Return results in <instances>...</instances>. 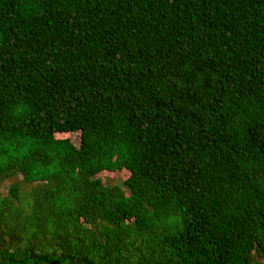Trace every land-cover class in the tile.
Masks as SVG:
<instances>
[{"label": "trees", "instance_id": "1", "mask_svg": "<svg viewBox=\"0 0 264 264\" xmlns=\"http://www.w3.org/2000/svg\"><path fill=\"white\" fill-rule=\"evenodd\" d=\"M10 179L0 264H264V0H0Z\"/></svg>", "mask_w": 264, "mask_h": 264}, {"label": "rangeland", "instance_id": "2", "mask_svg": "<svg viewBox=\"0 0 264 264\" xmlns=\"http://www.w3.org/2000/svg\"><path fill=\"white\" fill-rule=\"evenodd\" d=\"M126 176H127V172L123 169L114 172H107V171L99 172L95 175V177H98L101 180L102 184L104 185L120 184L123 189L125 187L124 185H122V181ZM11 180L12 179L2 182V184L0 185V196L6 193L8 183ZM254 259L257 262V264H263V261L260 257L255 256Z\"/></svg>", "mask_w": 264, "mask_h": 264}]
</instances>
